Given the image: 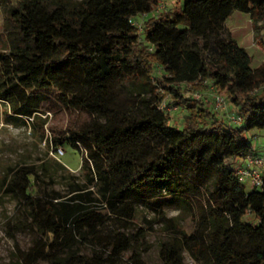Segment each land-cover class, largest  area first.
<instances>
[{
  "label": "trees",
  "instance_id": "obj_1",
  "mask_svg": "<svg viewBox=\"0 0 264 264\" xmlns=\"http://www.w3.org/2000/svg\"><path fill=\"white\" fill-rule=\"evenodd\" d=\"M160 2L0 0L2 118L82 159L79 174L49 155L3 172V192L38 235L19 264H147L154 223L155 264H185L184 253L197 264H264V172L247 189L228 162L259 155L249 134L264 130V62L253 67L225 26L235 11L264 21V0H176L153 14ZM207 86L211 99L195 97ZM217 94L240 124L218 115ZM166 99L184 112L180 122ZM54 105L88 119L50 127L48 139L42 114ZM58 172L66 193L50 188ZM34 180L43 195L31 192ZM173 201L188 226L166 215Z\"/></svg>",
  "mask_w": 264,
  "mask_h": 264
},
{
  "label": "rangeland",
  "instance_id": "obj_2",
  "mask_svg": "<svg viewBox=\"0 0 264 264\" xmlns=\"http://www.w3.org/2000/svg\"><path fill=\"white\" fill-rule=\"evenodd\" d=\"M182 2L184 0H181ZM176 3L174 0H161L158 8L153 10V14H157L162 10L171 9ZM2 22V14L0 13V25ZM226 28L230 31L232 37L236 40L239 46L245 47L252 58V65L258 66L264 62V21H257L254 25L251 23L248 14L235 11L225 21ZM2 38L0 30V39ZM204 84V82H202ZM207 85V83H205ZM207 90L202 88L195 93L198 97L208 96L213 97V89L207 86ZM47 101H49L47 99ZM211 101V100H210ZM212 107L215 108V102L211 101ZM165 112H167L173 123H178L182 120L184 112L170 105L169 99H166L162 104ZM5 106L0 102V182L3 172L8 166H15L18 164L35 163L40 164L46 156H52L60 161L66 168L74 173L79 174V167L81 164L80 152L67 145L62 146L64 153L55 157L52 147H47L39 133V129H34L32 126L23 123H5L2 118ZM218 115L227 117L230 112H234L231 106L226 104L225 108L217 109ZM46 117L47 128L46 136L48 139L52 137V132L48 128H65L68 122L84 121L88 119V114L85 112H71L63 110L57 106H53L51 111L42 114ZM250 132L249 138L251 142L258 141L259 138L252 136ZM264 166V165H262ZM261 166V167H262ZM53 181L49 183L50 188L66 193V185L64 179L59 177V172ZM247 189L250 188L249 183H245ZM31 192L34 195L44 194V185L38 181H33V189ZM169 198L171 195H165ZM140 212L144 213L147 218L154 216V211L140 206ZM167 216H174L176 214L180 217V222L183 226L189 225V216L186 211L180 210L178 203L173 201L164 206ZM142 222L138 221L136 226H141ZM36 230L29 224L28 211L23 209L19 201L10 195L3 192V187L0 186V264H19L22 260L24 252L32 245L37 237ZM162 237L161 228L159 224L154 223L152 229L146 234L145 240L148 242L147 248L143 251L142 257L147 264H155L157 260V240ZM185 264H197L191 257L184 253ZM35 264H45L38 262Z\"/></svg>",
  "mask_w": 264,
  "mask_h": 264
},
{
  "label": "built area",
  "instance_id": "obj_3",
  "mask_svg": "<svg viewBox=\"0 0 264 264\" xmlns=\"http://www.w3.org/2000/svg\"><path fill=\"white\" fill-rule=\"evenodd\" d=\"M158 6L155 8L157 9ZM154 9V10H155ZM133 24L141 29V25L138 21H133ZM195 97H198L197 93H194ZM215 108L222 109L226 107V99L223 95L217 94L214 99ZM229 120L233 124H240L242 122V117L235 113L230 112L228 114ZM64 153L62 147H57L54 151V156H60ZM264 165V156L249 154L243 158V166L237 168L236 175L238 179L242 182L250 181L255 187H259L262 183V175L260 167Z\"/></svg>",
  "mask_w": 264,
  "mask_h": 264
},
{
  "label": "crops",
  "instance_id": "obj_4",
  "mask_svg": "<svg viewBox=\"0 0 264 264\" xmlns=\"http://www.w3.org/2000/svg\"><path fill=\"white\" fill-rule=\"evenodd\" d=\"M175 1L176 0H174V2ZM252 136H255L257 138L260 137V139H258V141H254V142L252 141L251 142L253 153L264 156V130H254L252 133ZM228 162H229L230 166H232L234 168H239V167L243 166V159H229ZM260 171L264 172V166L260 167ZM245 183H249L250 188L252 187L250 181H246Z\"/></svg>",
  "mask_w": 264,
  "mask_h": 264
}]
</instances>
